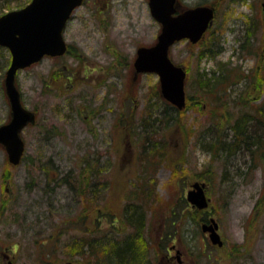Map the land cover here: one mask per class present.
Returning a JSON list of instances; mask_svg holds the SVG:
<instances>
[{
    "label": "rangeland",
    "instance_id": "1",
    "mask_svg": "<svg viewBox=\"0 0 264 264\" xmlns=\"http://www.w3.org/2000/svg\"><path fill=\"white\" fill-rule=\"evenodd\" d=\"M6 2L0 0L1 13ZM200 5L216 8L213 25L200 43L184 40L170 51L173 62L187 71L190 104L182 113L173 114L167 106L158 75L138 74L134 66L137 50L155 45L162 28L149 0H92L75 11L65 34L77 49L75 56L45 58L18 73L24 106L38 121L23 131L26 153L19 166L10 165L0 146V206L6 202L0 211V264H86L74 248L79 241L74 224L86 213V224L94 229L99 215L81 212L84 204L57 179L74 170L86 178L93 166L101 201L114 209L104 213L114 216L118 226L123 227L126 205L145 207V235L154 259L149 263L151 257L144 254L146 264H179L177 256L183 264H264V159L244 145L217 159L204 150L200 143H209L214 134L213 108L199 97L200 81L229 67L242 78L234 73L229 90L220 87L215 99L226 94L235 114L237 109L253 114L263 104L264 0H179L177 8ZM11 60L9 50L0 48V126L11 119L5 89ZM73 72L82 73L74 77L81 79L78 86ZM247 74L252 79L241 82ZM87 107L95 114L91 119ZM220 114L221 125H227L230 116L225 109ZM259 126L264 127L256 123L251 130L264 145ZM42 165L51 169L38 170ZM197 181L207 184L211 199L209 213L201 216L186 213L187 193ZM141 182L147 186L145 202L133 199L140 195ZM204 213L218 221L224 248L212 246L203 234ZM104 218L102 227L110 228ZM167 249L174 256L168 258Z\"/></svg>",
    "mask_w": 264,
    "mask_h": 264
},
{
    "label": "water",
    "instance_id": "2",
    "mask_svg": "<svg viewBox=\"0 0 264 264\" xmlns=\"http://www.w3.org/2000/svg\"><path fill=\"white\" fill-rule=\"evenodd\" d=\"M83 0H34L20 11L0 18V46L10 50L12 60L6 72L5 88L10 102L11 120L0 126V144L8 154L11 164L19 165L25 153L21 133L29 124L36 123V114L24 107L16 85L20 70L40 62L45 56L57 57L67 52L63 37L66 23ZM264 6V5H263ZM153 18L161 25L157 42L151 47H140L134 63L136 72L155 73L160 78L162 96L179 109L186 106V70L170 58V48L177 42L189 39L198 43L212 25L215 10L199 6L178 13L177 0H149ZM193 207L207 209L211 199L206 194V184L195 182L187 193ZM219 224L213 218L204 224L214 245L223 246L218 232ZM65 264H74L68 262Z\"/></svg>",
    "mask_w": 264,
    "mask_h": 264
},
{
    "label": "trees",
    "instance_id": "3",
    "mask_svg": "<svg viewBox=\"0 0 264 264\" xmlns=\"http://www.w3.org/2000/svg\"><path fill=\"white\" fill-rule=\"evenodd\" d=\"M211 51L212 50H210V52ZM234 73L235 76H237L238 80L242 78V73L239 74L236 69H230L228 67V70L221 71V74L219 76L213 77L208 81H200L203 94H201L199 97L200 99H207V104L211 105L213 108L211 112L212 123L210 126V128H212L210 130L214 133L213 135H211L212 132H208L211 135V140L209 141V143H206L207 141L205 140L206 142L203 141L200 143V145L204 150L213 155L215 159L223 156L229 157L231 155H234L237 151L242 149L243 145L248 148L252 156L255 155L260 159H264V155L260 154L264 153V145L261 141L263 137H261L259 133L252 132L251 130L252 124L258 123L264 126V102L262 105L256 108V112H254L253 114L248 112V110L245 112H241L238 109L236 110L235 114L232 104L233 101H230L229 98L225 96L226 94L219 100L215 99V95H217L220 87L223 86L225 91H227V89L229 90V87H227V85L230 83L229 78L231 76L233 77ZM260 76L262 77L261 73ZM249 78L250 80L252 79L247 74V76H245L241 80V82ZM212 80H215V82H212ZM230 96H232V94H230ZM188 104H190L189 98L187 100L186 108L182 111L177 110L175 107L169 104L167 106L173 111V114H179L180 112L182 113L184 110H187V107L189 106ZM228 106H230V108H228ZM222 109H225L227 115L230 116L229 120H227V125H221L223 116L220 113ZM241 109H245V107H242ZM234 115H236V118L233 119ZM221 126H227V129L229 130L222 128ZM260 129H263L260 130V132L262 133V131H264V127H260ZM215 134H217L218 136ZM253 147H256V149ZM37 168L38 170L47 171L51 169L46 165H42ZM96 176V170L93 166L91 171L87 173L86 178L82 177V175H76L74 170L65 173L63 176L57 179V183L59 185H66L69 191L74 194L73 196H76V198L79 200L78 202H82L84 204V206L82 207L83 210H81V212L85 213L87 209L88 215H90L91 213H96L97 215H99V220L97 221L94 229L91 228L92 226H88V224H86V213V217L81 218V221H77L74 224L75 226L78 225V227H74L76 231L75 234L77 235L76 238H79V241L77 243L82 247V249H90L89 254L83 256V261L86 262V264L88 260L90 261L89 264H136L137 261L138 264H146V258L144 259V261L143 258L144 254H147L151 257L147 262L153 263L154 259L151 256L152 253L150 251L152 247L145 235L147 229V215L145 212V207L143 208L142 205L131 202L133 199H137V201L139 199L141 202L142 200L144 202L147 201V194L144 192L145 187H147L146 183L143 182L142 184L141 182L142 189L139 191L140 195L138 194V198L129 200L132 203L133 207L126 205L122 210L121 217L123 220V227H120L117 224L119 222L118 220H112V218L115 219L114 216L110 217V215H105L104 213L106 211H111L114 209L110 206L108 207L103 205L104 201H101L102 193H100L101 191L96 188ZM92 179H94V181H92ZM208 180L211 179L209 178ZM47 181L48 182L46 186L49 187L51 185L49 183H52L54 179L51 178ZM181 201L182 204L183 202H186L184 198H182ZM85 202H91V206H87V203L85 205ZM0 207H2L0 211H3V209H5L6 207V202H4V204H2ZM189 208V212L186 213L190 215L191 213L196 212L194 215L201 216L200 211L191 209L190 205ZM186 213H182V215L184 214L185 216ZM104 217L107 220L109 218L110 228L104 229L102 227V223L100 220ZM201 219L202 222L209 221V217L206 214H203ZM198 223L200 224V222ZM175 224L176 222H174L173 226ZM83 227H85V229ZM86 232L94 233L96 236L95 239H88ZM175 233L176 232L171 233V236H174ZM83 234H85L86 236H83ZM55 238L56 236L49 237L50 240H53ZM160 247L161 245L158 244L157 249ZM161 249L162 248L158 250L160 251ZM91 261L93 263H91Z\"/></svg>",
    "mask_w": 264,
    "mask_h": 264
},
{
    "label": "flooded vegetation",
    "instance_id": "4",
    "mask_svg": "<svg viewBox=\"0 0 264 264\" xmlns=\"http://www.w3.org/2000/svg\"><path fill=\"white\" fill-rule=\"evenodd\" d=\"M7 2V6H6V8L4 9V12H0V16H3V15H5V14H8V13H11V12H13V11H19V10H22V9H24V8H26V7H28V6H30L32 3H33V1L34 0H6ZM92 0H84L83 1V3H82V5L79 7V8H85L86 6H88L89 4H90V2H91ZM100 0H93V2H99ZM14 3H17V4H14ZM11 4H13V5H16V6H12L11 7ZM7 7H8V9H7ZM78 8V9H79ZM7 9V10H6ZM77 9V10H78ZM74 15H75V11H74V13H73V15H72V17H71V19H70V21H68V23H67V25H66V28H65V34H66V32H67V30H68V28H69V26H70V24H71V22L74 20ZM66 37V36H65ZM66 39V38H65ZM66 42H67V45H68V52H67V54L65 55V56H67V55H73V56H75L76 54H77V49L75 48H73L72 47V45L67 41V39H66ZM64 56V57H65ZM64 57H59V58H53V59H61V58H64ZM78 61H80L81 62V60H78ZM66 69H68V68H66ZM82 73H79V74H75L74 72H73V79H72V82H74V86H78L79 85V81L81 80H76V79H78V78H80L81 76H79V75H81ZM76 79H75V78ZM84 109V108H83ZM86 112H87V118H93V116L95 115L94 113H93V111L91 110V108L90 107H87L86 109H84ZM46 134H50V131L49 130H47L46 131ZM219 230H220V227H219ZM207 234H205V236H206ZM207 236H209V235H207ZM225 246V245H224ZM224 246L223 247H216V248H224ZM167 257L168 258H171L172 256H174L173 254H172V251H170V249H167ZM6 255V254H5ZM7 256V255H6ZM176 259H178V261H180L181 260V263H179V264H183V260H182V258L180 259V256H177V258Z\"/></svg>",
    "mask_w": 264,
    "mask_h": 264
},
{
    "label": "bare ground",
    "instance_id": "5",
    "mask_svg": "<svg viewBox=\"0 0 264 264\" xmlns=\"http://www.w3.org/2000/svg\"><path fill=\"white\" fill-rule=\"evenodd\" d=\"M70 227H71V224H70ZM70 227L68 228V230L70 229ZM86 235H87V238L88 239H91V240H94L95 237H96L94 233L86 232ZM74 248L78 251V254L80 256H82V257L85 256V255H88L89 254V251H90V249L89 250L82 249V247L78 243H75Z\"/></svg>",
    "mask_w": 264,
    "mask_h": 264
}]
</instances>
